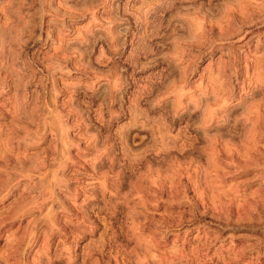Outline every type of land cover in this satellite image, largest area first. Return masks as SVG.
Returning a JSON list of instances; mask_svg holds the SVG:
<instances>
[{
  "label": "rangeland",
  "instance_id": "rangeland-1",
  "mask_svg": "<svg viewBox=\"0 0 264 264\" xmlns=\"http://www.w3.org/2000/svg\"><path fill=\"white\" fill-rule=\"evenodd\" d=\"M0 264H264V0H0Z\"/></svg>",
  "mask_w": 264,
  "mask_h": 264
}]
</instances>
